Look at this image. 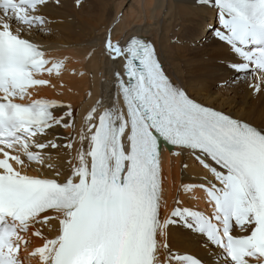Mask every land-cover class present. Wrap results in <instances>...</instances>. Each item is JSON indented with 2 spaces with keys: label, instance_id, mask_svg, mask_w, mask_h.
<instances>
[{
  "label": "bare ground",
  "instance_id": "bare-ground-1",
  "mask_svg": "<svg viewBox=\"0 0 264 264\" xmlns=\"http://www.w3.org/2000/svg\"><path fill=\"white\" fill-rule=\"evenodd\" d=\"M211 2L213 0H46L22 10L34 20H44L41 27L21 25L13 16L0 13V29L34 42L42 48L46 58L59 59L66 48L70 49L86 60L81 68L88 76L67 83L55 81L46 74L29 73L22 77L21 89L26 102L47 103L55 115L43 133L24 145L25 150L40 153V163L28 162L24 156L15 154L20 151H9L6 166L21 176H35L39 172L65 182L78 174L85 159L89 164L91 138L106 108L115 107L119 115L124 114L113 79L114 70L121 64L111 57L105 43L122 41L125 44L132 36L156 43L174 83L195 100L264 133V73L238 51L237 40L220 27L219 11ZM44 42H48L52 50H47ZM249 53L254 54L253 51ZM247 76L249 81L245 85L243 80ZM36 78H44L49 84L38 85L33 82L38 80ZM221 82L225 88L235 86L236 92L232 89L230 94L228 91L224 94ZM238 90L244 93L241 97L236 95ZM255 91L260 93L256 102ZM92 109L96 114H92L89 121L87 118L86 123L84 118ZM64 143L67 148L62 147ZM53 144L56 149H52ZM223 172L225 170L218 163L198 153L164 148L162 217L153 264L172 260L177 264V257L185 254L197 256L209 264H228L222 252L205 235L171 215L173 210L183 213L210 210L202 186L214 185L216 176ZM62 216L60 211H51L29 222L28 233L19 236L20 246L13 251L16 264H21L19 260L29 253L36 256L29 258V262L43 264L45 243L57 235Z\"/></svg>",
  "mask_w": 264,
  "mask_h": 264
},
{
  "label": "rangeland",
  "instance_id": "rangeland-1",
  "mask_svg": "<svg viewBox=\"0 0 264 264\" xmlns=\"http://www.w3.org/2000/svg\"><path fill=\"white\" fill-rule=\"evenodd\" d=\"M41 22H40V24H37L36 26H39V27H41L42 25H44L45 24V22H44V20H40ZM30 27H35V26H31V25H29ZM213 28H214V26H213ZM211 29H212V27H211ZM52 39H57V38H52ZM43 45H45V48L47 49V50H52L51 49V46L49 47V43L47 42V43H43ZM48 48H47V47ZM67 50V51H66ZM66 50H65V53H64V57L62 56L61 58H47V60H48V63H50V64H47V68H48V70L47 71H44V72H40V73H38V74H46V75H51L52 77H54V79H55V81H57V80H59V81H62V83H67V82H69V81H77L78 79L80 80H82L83 78L85 79L86 77H88L87 76V74H86V72L84 71V70H82V68H81V66H83L84 64H85V62H86V60H84V59H80V57H78V56H76L75 55V53L73 52V51H71L70 49H68V48H66ZM71 53V55H70V53ZM52 53V52H51ZM74 55V56H73ZM51 60H52V62H51ZM73 63V64H72ZM71 66H70V65ZM46 68V69H47ZM60 71V72H59ZM82 71V72H81ZM79 72V73H78ZM263 75V74H262ZM90 77L91 76H89V79H90ZM62 78H64V79H62ZM36 79H38V78H36ZM71 79V80H70ZM87 79V78H86ZM249 79V77L247 76L246 77V79L245 80H243V82H245V85H246V83H247V81H249L248 80ZM65 81V82H64ZM33 82H35V83H37L38 85H41V84H43V85H48L49 84V81H44V78H40V79H38V80H33ZM43 85H41V86H43ZM224 85V86H223ZM234 86V85H233ZM221 87L222 88H224V90H223V93L225 94V92L227 93V91H228V93L227 94H230L231 93V91H232V89H234L233 91L234 92H236V88H235V86H234V88H225L226 87V85L224 84V82H221ZM256 92V91H255ZM255 92H254V95H255ZM72 94H74V93H72ZM244 93L243 92H241V91H237V93H236V95H237V97H241L242 95H243ZM258 94H260V93H258ZM257 94V92H256V96L258 95ZM246 96V95H245ZM260 96V95H259ZM259 96H257V97H255V98H253V99H255L254 101L256 102V100L258 99V97ZM83 101V100H82ZM77 109L80 111L81 110V106H79V107H77ZM94 111V109H92V112L90 111L89 112V114L85 117L86 118V120H85V118H84V121L87 123L88 121H89V119H92V117L93 116H95V114H96V112L94 113L93 112ZM92 114H93V116H92ZM87 118H88V121H87ZM83 121V122H84ZM91 121V120H90ZM73 134V133H72ZM74 138H76L75 136L73 137V139ZM75 140V139H74ZM76 141H77V139L74 141L75 143H76ZM52 149H56V145L55 144H53L52 146ZM62 147L63 148H67L68 146H67V143H64V144H62ZM16 155H18V156H20V154L17 152V153H15ZM15 159H17V156H15ZM37 164V163H36ZM203 187V186H202ZM26 235V234H25ZM36 256L34 255V254H27V255H23L22 256V258L19 260V261H21V264H23L24 262H25V264H30L31 262H29V258H35ZM32 264V263H31ZM166 264H174V261L172 260V261H168ZM177 264H179V262H177Z\"/></svg>",
  "mask_w": 264,
  "mask_h": 264
},
{
  "label": "snow or ice",
  "instance_id": "snow-or-ice-1",
  "mask_svg": "<svg viewBox=\"0 0 264 264\" xmlns=\"http://www.w3.org/2000/svg\"><path fill=\"white\" fill-rule=\"evenodd\" d=\"M247 35V30L245 29L242 33H241V35H240V39H241V41L243 42L244 41V37Z\"/></svg>",
  "mask_w": 264,
  "mask_h": 264
}]
</instances>
